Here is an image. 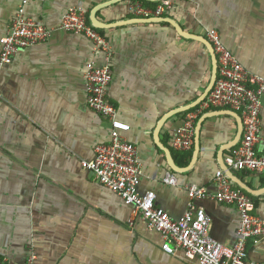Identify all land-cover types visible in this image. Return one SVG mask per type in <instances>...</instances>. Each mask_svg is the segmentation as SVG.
Returning a JSON list of instances; mask_svg holds the SVG:
<instances>
[{"label": "crops", "instance_id": "0c3cea01", "mask_svg": "<svg viewBox=\"0 0 264 264\" xmlns=\"http://www.w3.org/2000/svg\"><path fill=\"white\" fill-rule=\"evenodd\" d=\"M107 1L28 2L25 15L51 32L44 43L20 50L10 64L0 67V257L11 264L24 262L30 243L37 264H197L180 250L174 255L164 252L159 233L147 230L139 217H132L129 206L80 165L92 159L94 147L110 140L106 120L85 105V65L103 64V54L83 35L56 27L71 7L85 10L95 26L90 11ZM169 1L171 7L159 18L203 38L207 30H216L237 61L264 78V0ZM20 2L0 0V38ZM134 2L153 8L158 1L121 0L98 10L96 20H142L129 11ZM99 32L113 54L107 98L117 118L129 125L125 137L135 145L142 165L139 191H152L155 205L177 220L187 208V187L196 184L213 195L215 173L223 171L234 186L252 191L245 192L264 221V176L229 171L224 164L239 140L222 151L237 135L238 113L202 110L195 120L193 145L185 152L176 151L171 140L185 116L205 98L162 124L157 141L177 168L191 165L183 172L170 168L154 139L166 113L191 104L206 90L212 73L207 47L166 22L126 23ZM260 138L256 149L264 154V98ZM166 174L175 177V185L163 182ZM199 203L211 218L212 239L233 245L239 227L235 207L212 199ZM247 254L245 264L263 262L264 240L248 242Z\"/></svg>", "mask_w": 264, "mask_h": 264}, {"label": "built area", "instance_id": "2783aa9c", "mask_svg": "<svg viewBox=\"0 0 264 264\" xmlns=\"http://www.w3.org/2000/svg\"><path fill=\"white\" fill-rule=\"evenodd\" d=\"M30 1L21 0L15 16L0 38V67L12 62L22 49L42 44L51 30L25 15L24 7ZM171 7L169 0H160L153 8L139 2L129 6L130 13L138 18H159ZM56 30L83 35L91 41L94 49L103 54V64L88 62L83 73L86 93L85 105L108 123L110 140L93 149L90 160L80 161L103 187L117 195L131 208L132 217H139L147 230L159 233L164 252L174 255L182 251L186 259L197 264H245L248 242L264 240V221L255 214L252 198L233 182L223 171L215 173L216 185L213 195L205 187L191 184L187 187L188 204L183 215L175 220L155 205L152 191H139L142 165L134 144L125 134L129 125L117 118L115 106L107 98V87L112 79V50L107 38L88 21L87 12L71 7L62 15ZM216 60V79L211 90L201 102L199 109L188 113L175 130L171 145L176 151L185 152L193 145L194 125L198 114L204 109L227 108L239 114L241 137L224 159L229 171H245L264 176V154L256 145L261 141V109L264 98V78L247 71L221 41L219 33L210 29L205 32ZM163 182L175 185L176 179L166 174ZM212 199L220 204L232 205L239 215L237 239L231 246L216 242L210 236L211 218L199 203ZM38 255L30 243L22 264H37ZM0 264H11L0 257ZM248 264H264L249 261Z\"/></svg>", "mask_w": 264, "mask_h": 264}, {"label": "water", "instance_id": "95a60500", "mask_svg": "<svg viewBox=\"0 0 264 264\" xmlns=\"http://www.w3.org/2000/svg\"><path fill=\"white\" fill-rule=\"evenodd\" d=\"M119 1H121V0H110V1H107V2H104V3H101V4H98V5L94 6L91 9V11H90V21L95 25L96 28H98V29H108V28L115 27V26H120V25H123V24H126V23H136V22H166V23L172 25L181 36L186 37V38H190V39L197 40V41L203 43L207 47V49L209 50V53H210V56H211V61H212V73H211L210 82H209L206 90L204 91V93L198 99H196L191 104H189V105H187L185 107H181V108H178V109H175V110H172V111L166 113L159 120V122H158V124L156 126L155 133H154V139H155L157 145H159L164 150V152L166 154V161H167L168 165L170 166V168L172 170L176 171V172L186 171L191 165H188L186 168H183V169L177 168L173 164V162H172V160L170 158L169 151L166 148L162 147L160 145V143L157 141V134H158V131L161 128L162 124L168 118H170L171 116H173V115H175L177 113H180V112H183V111H186V110L191 109L192 107H194L195 105H197L199 102H201L206 97V95L208 94V92L211 90V88H212V86H213V84L215 82V79H216V60H215L214 53H213V51L211 49L210 44L207 42V40L205 38L184 32L174 21H172L170 19H166V18H148V19H142V20H133V21H129V22H117V23H103V22H99V21L96 20L95 14H96V12L98 10H100V9H102L104 7L110 6V5H112V4L116 3V2H119ZM148 1H159V0H148ZM236 118H237V124H238L237 135H236L234 141H232L231 143H229V144H227V145H225L223 147L222 151L225 148L232 147L236 143V141L239 139V137H240V134H241V120H240V118L237 115H236ZM199 123L197 124V127H196V132H195L196 134H197V131H198ZM196 142H197V137H195V147H196ZM224 169L226 170L225 167H224ZM230 176H231V178H234V177H232V175H230ZM234 180L237 181L235 178H234ZM238 184L240 186H242L240 183H238ZM242 188L245 191H247V192L249 191L244 186H242ZM249 192L252 193V191H249Z\"/></svg>", "mask_w": 264, "mask_h": 264}, {"label": "trees", "instance_id": "16d2710c", "mask_svg": "<svg viewBox=\"0 0 264 264\" xmlns=\"http://www.w3.org/2000/svg\"><path fill=\"white\" fill-rule=\"evenodd\" d=\"M185 159V158H184ZM187 159V158H186ZM186 162V161H185Z\"/></svg>", "mask_w": 264, "mask_h": 264}]
</instances>
